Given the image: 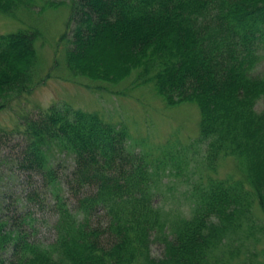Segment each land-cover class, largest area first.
<instances>
[{"label": "trees", "instance_id": "16d2710c", "mask_svg": "<svg viewBox=\"0 0 264 264\" xmlns=\"http://www.w3.org/2000/svg\"><path fill=\"white\" fill-rule=\"evenodd\" d=\"M61 4L69 8L62 41L70 73L110 84L135 73L133 86H151L168 106L196 105V143L205 150L191 158L163 149L149 160L126 125L98 112L53 104L24 116L18 170L28 183L41 175L54 196L55 238L42 242L30 211L1 205L0 264H229L241 256L254 207L264 213V107L257 109L264 100V0ZM61 4L0 0V12ZM39 37L36 29L0 34V111L29 91ZM7 137L0 136V149ZM54 148L72 156L70 174L60 175L50 160ZM227 158L240 176H212ZM190 170L200 174L194 181ZM162 172L192 184L188 213L155 203ZM39 196L30 190L24 202L39 207ZM153 243L163 246L160 257Z\"/></svg>", "mask_w": 264, "mask_h": 264}, {"label": "rangeland", "instance_id": "374dc122", "mask_svg": "<svg viewBox=\"0 0 264 264\" xmlns=\"http://www.w3.org/2000/svg\"><path fill=\"white\" fill-rule=\"evenodd\" d=\"M50 1L69 3V0ZM68 20L69 8L65 4L45 12H40V7L32 12L21 10L12 16L0 12V34L34 29L40 34L36 42L38 62L29 91L13 99L7 108L0 111V136L8 135L0 149V206L10 205L9 208L19 214L30 211L36 218L37 237L44 243H51L55 238L52 228L55 220L54 196L41 175L33 173L28 183L25 173L18 170L17 159L23 149L19 130L22 129L20 122L24 116H36L53 104H69L74 108L98 112L111 123L126 125L130 130L131 144L138 153L145 150L149 160L161 157L163 149L169 152L180 150V155L184 152L191 158L205 150L204 144L196 143L201 119L196 105L184 103L168 106L151 86H133L135 73L118 84L73 76L67 68L65 56L68 44L62 41L68 31ZM261 68L264 69V63ZM263 107L264 100L257 105L258 111ZM49 154L60 175L72 172V156L57 148ZM232 174L240 176L236 162L227 158L220 164L218 174L212 176L227 178ZM162 175L155 203L165 209L173 208L188 213L192 204L187 196L193 188L192 184L184 183L167 172H162ZM186 176L194 181L200 174L190 170ZM33 189L40 195L39 207H29L24 202V194ZM6 195V202L1 204ZM252 215L255 218L251 224L253 234L241 240V244H244L243 253L229 264H264V213L257 206ZM99 220L105 221L102 216ZM151 250L153 256L160 257L163 246L153 243Z\"/></svg>", "mask_w": 264, "mask_h": 264}]
</instances>
